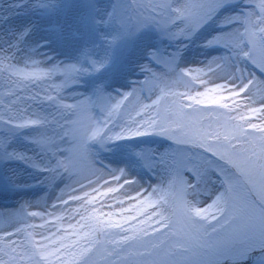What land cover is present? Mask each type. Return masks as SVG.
Segmentation results:
<instances>
[{
    "label": "snow or ice",
    "instance_id": "6c2138e0",
    "mask_svg": "<svg viewBox=\"0 0 264 264\" xmlns=\"http://www.w3.org/2000/svg\"><path fill=\"white\" fill-rule=\"evenodd\" d=\"M3 12L0 188L59 193L51 211L21 204L0 264H264V0H12ZM140 59L168 69L152 73L151 104L147 79L116 83L148 72ZM70 81L84 91L68 102ZM153 136L178 147L160 152Z\"/></svg>",
    "mask_w": 264,
    "mask_h": 264
},
{
    "label": "rangeland",
    "instance_id": "374dc122",
    "mask_svg": "<svg viewBox=\"0 0 264 264\" xmlns=\"http://www.w3.org/2000/svg\"><path fill=\"white\" fill-rule=\"evenodd\" d=\"M249 2L252 4L253 7H255V3L258 2V0H249ZM12 3V0H0V24H3L5 17V14L3 12L4 9L7 8V6ZM258 12V9H257ZM26 18L23 15V12L18 10L16 13L12 14V19H11V23H16L19 24L22 21H24ZM161 49L162 51H164V45H161ZM173 51V49L171 47L167 48V52L171 53ZM48 55L50 56L51 54L48 53ZM197 60L199 59H203V57L200 56H196L195 57ZM139 63H143L145 64L148 68L149 71L146 73H142L139 68L132 66L130 68H128L125 71V77L126 79H118L116 81L117 84L120 83H128L131 81H139V82H143L146 79L149 81V83L144 85V90L142 93V100L143 103H147V104H151L153 100L156 99V96L159 94L158 89L153 88V82L151 80L152 77V73H155L157 76L159 77H164V74L166 72H168V69H166L162 64L161 65H156V64H148L147 59H140ZM194 65H192L191 67H193ZM81 83H83L82 81H75V82H69V84L67 85V87L65 88V90L63 92H71L73 93V91L79 90L82 86ZM4 85L2 82H0V95L3 94L4 92ZM128 89H121V91H127ZM180 91H183L184 88L181 85L179 87ZM201 91H203V88L200 89ZM35 89L31 90L30 92L27 93H22V95H24L25 97H28L32 94L35 93ZM140 89L139 87L137 88V93L139 94ZM43 95V93H41V96ZM27 104L30 105L32 107L33 111L39 112L41 110V108H47V105L44 104L42 102V100H31L28 99L27 100ZM259 106V105H257ZM114 122L116 123H120L121 122V114H116L113 117ZM152 140V147L158 149L160 152H163L165 150L168 151H173L175 148H177V145L172 144L171 141L165 139L162 136H153L151 137ZM3 166L0 165V168H2ZM143 175V180L141 181V183L144 185V187H149L150 184H152L155 181V177L152 173L150 172H146V173H142ZM151 177V179H150ZM105 179H108V177H105ZM29 184L32 185V187L29 188H25L21 191H17V192H12V191H4L2 188H0V217H1V223H2V228H0V230L3 229H7L9 230V228H6V222L4 219V212L3 209L5 207L7 208H11L12 213L14 216V218L16 217V221H14V224L18 225V222L23 221L24 220V216L23 214L20 212V207L21 204L24 203L23 199L21 198L22 195H28V194H32L34 196H36L37 201H39V204L44 205V207L49 206L53 203L54 198H55V194L58 193H54L52 194V198L49 199L48 198V194L51 191L50 189H45L44 191L40 190V186L36 185L34 181L29 180ZM128 192H130L128 190ZM6 202H9V204H6ZM73 207H75V205H73ZM28 211H40V209L38 207H29ZM104 211H108L107 208L104 209ZM64 213L62 211H59L57 213V216H63ZM76 219H79V217H77ZM28 223H32V224H40L41 221L39 219H35V220H29L27 221ZM57 223H59V221H57ZM68 223L67 220H65L64 224L62 226H65ZM72 223H75V220L72 221ZM53 231H55V228H53ZM21 239L23 237H20Z\"/></svg>",
    "mask_w": 264,
    "mask_h": 264
},
{
    "label": "bare ground",
    "instance_id": "6f19581e",
    "mask_svg": "<svg viewBox=\"0 0 264 264\" xmlns=\"http://www.w3.org/2000/svg\"><path fill=\"white\" fill-rule=\"evenodd\" d=\"M42 51L43 52H46V53H49V54H51L50 56H55L56 55V52H54V51H49V49H42ZM58 59H61V60H63L64 59V57L63 56H60V57H58ZM187 66H192V65H187ZM197 65H194L193 67H196ZM81 86H82V83H81ZM84 91V88H83V86L79 89V90H76V91H73V93H71V92H69V93H67V92H63L62 94L64 95V97L66 98V100L68 101V102H71V100H70V98L71 97H74V96H76L78 93H80V92H83ZM108 179H110L109 177H108ZM144 186V185H143ZM61 187H63V185H61ZM144 188H146V187H144ZM147 189L150 191V188L149 187H147ZM130 192V194H134L133 192H132V189H128ZM127 190V191H128ZM55 193H59V189H56V192ZM21 198L23 199V201L25 202V201H28V202H30L31 203V207H38L39 209H40V211H51V208L49 207V206H46V207H44V205H42V204H40V205H38L39 204V201H37V199H36V196H34V195H32V194H28V195H22L21 196ZM60 210H57V213L59 212ZM3 212H4V219H5V222H6V225H5V227L6 228H8V225L11 223V224H14V221H16V217L14 218V216H12L13 215V213H12V210H11V208H7V207H5L4 209H3ZM67 226V224L65 225V227ZM1 228H2V223H1ZM12 229L11 228H9V231H11ZM38 238V237H37Z\"/></svg>",
    "mask_w": 264,
    "mask_h": 264
}]
</instances>
